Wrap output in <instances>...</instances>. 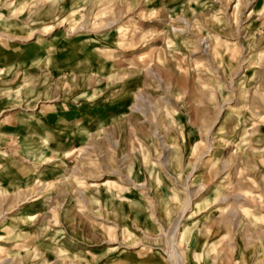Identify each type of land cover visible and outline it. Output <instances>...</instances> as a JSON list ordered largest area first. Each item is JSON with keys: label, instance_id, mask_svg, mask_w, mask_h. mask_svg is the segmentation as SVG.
Masks as SVG:
<instances>
[{"label": "rangeland", "instance_id": "1", "mask_svg": "<svg viewBox=\"0 0 264 264\" xmlns=\"http://www.w3.org/2000/svg\"><path fill=\"white\" fill-rule=\"evenodd\" d=\"M0 264H264V0H0Z\"/></svg>", "mask_w": 264, "mask_h": 264}]
</instances>
